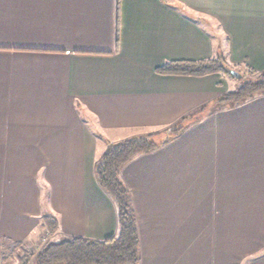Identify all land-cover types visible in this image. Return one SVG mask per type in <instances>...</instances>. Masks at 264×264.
<instances>
[{"label": "crops", "instance_id": "crops-1", "mask_svg": "<svg viewBox=\"0 0 264 264\" xmlns=\"http://www.w3.org/2000/svg\"><path fill=\"white\" fill-rule=\"evenodd\" d=\"M220 55L264 72V0H0V242L115 237L98 161L185 120L122 171L140 264H264V93L157 71Z\"/></svg>", "mask_w": 264, "mask_h": 264}, {"label": "trees", "instance_id": "trees-1", "mask_svg": "<svg viewBox=\"0 0 264 264\" xmlns=\"http://www.w3.org/2000/svg\"><path fill=\"white\" fill-rule=\"evenodd\" d=\"M220 55L210 60L197 62H171L158 69L163 75L207 76L224 74L240 81L234 91L219 98L215 105H239L264 93V72L257 73L249 69L254 79L245 81L235 66L230 65ZM238 75V76H237ZM243 82V83H242ZM186 129L185 120L166 132L135 136L116 144H111L96 166L98 181L102 189L115 201L118 209V234L105 241L85 238H67L61 242H49L38 252L27 250L20 257V264H140V238L136 213L130 192L122 180V171L136 157L156 151L180 136ZM48 233L53 235L58 222L53 218H44ZM12 251L24 248L23 243L4 242ZM5 259H7L4 256ZM3 258V259H4ZM21 261V262H20Z\"/></svg>", "mask_w": 264, "mask_h": 264}, {"label": "rangeland", "instance_id": "rangeland-1", "mask_svg": "<svg viewBox=\"0 0 264 264\" xmlns=\"http://www.w3.org/2000/svg\"><path fill=\"white\" fill-rule=\"evenodd\" d=\"M225 59V58H223ZM238 72H240L242 75H244L245 81L248 79H254V76H252L249 71H247L244 68H239L238 70H236ZM223 76L228 79L230 82H232L234 88H238L241 84L240 81H237L236 79L229 77L227 75ZM243 83V82H242ZM51 237H49L48 235L46 236H39L38 239L34 240V241H28V242H24L23 246L24 248L18 249L16 251H12V248L10 247L9 244H3L2 242H0V264H20L19 263V259L20 257L24 254V252H26L28 249L29 250H33L34 252H38L42 246L48 244L49 242H51ZM4 256L7 258L5 259ZM4 258V259H3ZM21 262V261H20ZM32 264V263H31Z\"/></svg>", "mask_w": 264, "mask_h": 264}, {"label": "water", "instance_id": "water-1", "mask_svg": "<svg viewBox=\"0 0 264 264\" xmlns=\"http://www.w3.org/2000/svg\"><path fill=\"white\" fill-rule=\"evenodd\" d=\"M238 76V75H237Z\"/></svg>", "mask_w": 264, "mask_h": 264}]
</instances>
